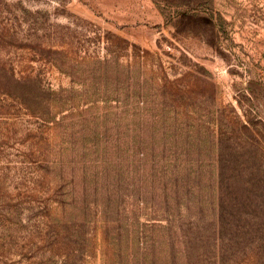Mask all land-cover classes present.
Wrapping results in <instances>:
<instances>
[{
  "label": "rangeland",
  "instance_id": "1",
  "mask_svg": "<svg viewBox=\"0 0 264 264\" xmlns=\"http://www.w3.org/2000/svg\"><path fill=\"white\" fill-rule=\"evenodd\" d=\"M0 264H264V0H0Z\"/></svg>",
  "mask_w": 264,
  "mask_h": 264
}]
</instances>
